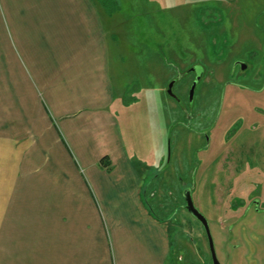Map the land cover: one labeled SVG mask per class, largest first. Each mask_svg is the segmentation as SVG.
I'll return each instance as SVG.
<instances>
[{
    "label": "crops",
    "instance_id": "1",
    "mask_svg": "<svg viewBox=\"0 0 264 264\" xmlns=\"http://www.w3.org/2000/svg\"><path fill=\"white\" fill-rule=\"evenodd\" d=\"M97 9L0 0V264H165Z\"/></svg>",
    "mask_w": 264,
    "mask_h": 264
},
{
    "label": "rangeland",
    "instance_id": "2",
    "mask_svg": "<svg viewBox=\"0 0 264 264\" xmlns=\"http://www.w3.org/2000/svg\"><path fill=\"white\" fill-rule=\"evenodd\" d=\"M94 2L109 53L120 57L114 109L142 182L151 180L146 198L168 236L165 264H213L184 183L218 262L264 264V0ZM188 53L205 73L184 71ZM178 77L180 103L167 94ZM245 196L258 210L241 205Z\"/></svg>",
    "mask_w": 264,
    "mask_h": 264
},
{
    "label": "flooded vegetation",
    "instance_id": "3",
    "mask_svg": "<svg viewBox=\"0 0 264 264\" xmlns=\"http://www.w3.org/2000/svg\"><path fill=\"white\" fill-rule=\"evenodd\" d=\"M176 45H182V42H176ZM176 47L174 46V48H171V51H174V52H176ZM179 52H183V50H181V49H179ZM191 58H193L194 60L193 61H189V59H191ZM197 59L191 54V53H188V55H187V60H185V66H186V64L188 63V61L190 62L185 68H184V71H186V72H189V73H192L193 75L195 74L196 75V73L198 72V68L201 66L202 67V70H203V72L205 73V67L202 65V64H200V63H198L197 61H196ZM184 64V63H183ZM239 65L242 69L243 68H245L246 67V65L244 64V63H240L239 61H236V63H235V65ZM180 77H178V78H176V80L174 81V83H173V85L174 84H176L180 79H179ZM195 80H196V77L194 78V79H192V81H191V84L190 85H192L193 84V82H195ZM197 83V82H196ZM196 83H195V86H196ZM173 85H172V88H173ZM195 86H194V89H195ZM173 91V90H172ZM190 92H191V94H192V91H191V86L189 87V94H190ZM174 93V92H173ZM175 95H176V97L178 98L177 100L176 99H174V98H172V99H174L177 103H180L181 102V99H180V97L178 96V94H176V93H174ZM203 149H205V148H203ZM168 156H169V150H168V155H167V158H168ZM156 176H157V174H156ZM182 188H184V191H186L187 189L190 191V196H191V198H192V189L193 188H191V189H189L190 187L188 186V184H186V183H184V186L182 187ZM154 194H152L151 196H153ZM185 196V195H184ZM255 198H246V196H245V200L244 201H242L241 202V205H244V206H251L252 204H255V209L256 210H258V208H259V200L257 199V201L256 200H254ZM192 202H193V200H192ZM148 204V205H147ZM194 204V203H193ZM146 205L147 206H149V209H150V211H152L153 213H154V211L152 210V207H151V205H150V203L148 202V201H146ZM185 208H186V201H185ZM199 211V210H198ZM200 212V211H199ZM201 213V212H200ZM202 214V213H201ZM203 215V214H202ZM155 216V215H154ZM204 216V215H203ZM156 217V216H155ZM157 218V217H156ZM157 219H159V218H157ZM168 219V218H167ZM206 219V218H205ZM208 223V222H207ZM203 226V225H202ZM204 227V226H203ZM210 232V231H209ZM213 242V241H212ZM214 246V245H213ZM215 251V250H214ZM212 258V257H211ZM217 258V257H216Z\"/></svg>",
    "mask_w": 264,
    "mask_h": 264
},
{
    "label": "water",
    "instance_id": "4",
    "mask_svg": "<svg viewBox=\"0 0 264 264\" xmlns=\"http://www.w3.org/2000/svg\"><path fill=\"white\" fill-rule=\"evenodd\" d=\"M197 82V79L195 80V82H193L192 86H191V91H193V88L195 86V83ZM174 83V80L172 82H170V84L168 85L167 88V94L174 98V99H178L176 97V95L173 93L172 91V85ZM185 201H186V209L194 216L196 217L204 226V229L206 231L207 234V238H208V242H209V250H210V254L212 257V263L213 264H220L216 258V254L214 251V246H213V242H212V238L209 232V228H208V223L207 220L205 219V217L198 211V209L194 206L193 202H192V198L190 196V191L187 189L185 191Z\"/></svg>",
    "mask_w": 264,
    "mask_h": 264
}]
</instances>
